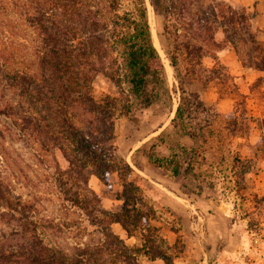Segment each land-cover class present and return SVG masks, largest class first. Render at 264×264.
I'll return each mask as SVG.
<instances>
[{
    "label": "trees",
    "instance_id": "1",
    "mask_svg": "<svg viewBox=\"0 0 264 264\" xmlns=\"http://www.w3.org/2000/svg\"><path fill=\"white\" fill-rule=\"evenodd\" d=\"M164 1L166 31L194 68H205L203 59L212 49L218 52L230 43L237 49L235 38L241 32L253 39L245 8L228 6L229 17L202 15L195 8L199 0ZM123 2L0 0V19H5L0 37V145L6 137L13 145L20 143L34 151L44 170L34 186L35 197L28 199L18 193L27 188L22 160L13 162L7 146L0 151V264H142L140 256L171 264L152 238L141 234L140 245H129L114 232L113 224H120L129 238L136 236L129 226L138 227L141 213L127 206V199L120 212L104 211L89 186L90 176L107 184L108 174L118 171L108 155L114 138L112 101L94 97L96 76L104 74L116 84L123 76L136 97L151 82L166 81L145 0H130L127 8ZM152 3L161 10L160 0ZM220 30L223 42L217 40ZM241 58L246 65L264 64L254 63L250 53ZM172 64L177 67L175 59ZM184 113L178 106L177 118L183 119ZM58 152L67 167L58 162ZM149 159L160 167L171 165L172 176H180L175 150L165 162ZM45 204L57 209L38 214ZM74 239L85 241L72 243Z\"/></svg>",
    "mask_w": 264,
    "mask_h": 264
},
{
    "label": "rangeland",
    "instance_id": "2",
    "mask_svg": "<svg viewBox=\"0 0 264 264\" xmlns=\"http://www.w3.org/2000/svg\"><path fill=\"white\" fill-rule=\"evenodd\" d=\"M160 1L161 10H157L152 0H145L166 81L164 84L151 82L145 94L136 97L123 76L118 84L104 74L96 76L92 84L94 97L100 102L112 101L114 138L109 144L108 155L118 171L108 174L107 184L95 175L90 176L89 186L99 195L104 211L120 212L127 199L126 205L141 213L138 227L129 226L136 236L129 238L120 224H113L114 232L129 245H140L141 234L152 238L166 251L171 264L182 251L200 247L198 237L202 234L203 221L195 212L199 208L193 199L191 203L195 207L186 203L192 213L183 212L182 208L172 209L166 198H161L162 205L159 204L158 188L164 190L161 191L163 195H167L166 189H176L185 198L198 199L194 195H201L228 201L234 212V223L244 232L243 248L236 257L248 259L264 253V139L258 144L249 142L250 135H260L259 131L263 130L264 113L262 117L255 116L246 95L249 89L261 86L263 79L248 87L236 81L226 67L218 64L208 67L205 58L204 69L194 68L193 61H187L184 49H177L173 36L166 31L168 17L164 9L167 3ZM123 5L127 8L130 0H124ZM228 6H231L228 0H199L195 8L202 15L217 12L229 17ZM4 23L5 19H0L2 39ZM170 24L174 25V21ZM251 32L253 39L243 37V32L235 38L237 50L240 56L250 53L254 63H261L264 60V28L260 31L251 28ZM22 38L24 36H14L23 41ZM217 38L220 42L225 39L222 30ZM215 55L212 49L209 56L214 58ZM172 58L177 62L176 68ZM221 98L229 101L228 112L217 111L215 102ZM180 105L185 112L183 119L176 116ZM3 122H0L2 129ZM6 140L4 146L0 145V151L7 146L13 162L22 160V173L27 179L22 182L27 188L19 189L18 193L28 199L34 198V186L42 181L44 170L36 163L34 151L26 150L18 142L13 145L8 137L2 141ZM172 149L182 166L177 177L172 176L171 165L165 163L160 167L149 159L152 156L165 162L171 157ZM56 156L60 165L67 167L62 154L58 152ZM156 182L161 186L157 187ZM178 200L185 206L181 199ZM56 209L45 204L37 213L45 215ZM77 241L85 239L71 242ZM216 259L213 257L207 264H216ZM139 260L142 264L154 261L147 256H140ZM191 260L193 264H200L198 256Z\"/></svg>",
    "mask_w": 264,
    "mask_h": 264
},
{
    "label": "crops",
    "instance_id": "3",
    "mask_svg": "<svg viewBox=\"0 0 264 264\" xmlns=\"http://www.w3.org/2000/svg\"><path fill=\"white\" fill-rule=\"evenodd\" d=\"M233 8H245L250 14V24L254 31H260L264 28V0H228ZM219 41V39L217 38ZM208 67H212L216 64L226 67L232 77L236 81H242L246 85L252 86L256 82H260L263 79L261 86L248 90L247 101L252 104L254 109V115L262 117L264 113V65L262 67H256L246 65L238 53V50L233 44H228L223 49L216 52V56L213 58L207 56L204 59ZM231 103L233 100L230 99ZM215 106L218 112H228L229 101L226 98H221L215 102ZM261 129L260 135H250L249 142L251 144H258L259 140L264 139V135ZM257 133V132H256ZM263 135V137H262ZM93 183V180H91ZM97 185V183H95ZM157 187L161 185L156 182ZM165 189V188H163ZM100 190V189H99ZM99 190L97 192H99ZM167 195H163L160 188L157 189L156 198L158 203L160 199L166 198L167 202L172 205V209L179 211L182 208L183 212H189L186 208V203L195 207L198 204L199 209H195V212L199 214V218L203 221L202 234L198 237L199 246L197 250L186 249L180 253L174 264H193L192 257L200 259V264H207L213 257L218 259L233 258L236 257L243 248L244 232L241 231V227L234 223V212L231 203L224 199H220L213 196H201L194 195L198 199L183 197L176 189H166ZM158 196V197H157ZM178 199H181L185 206H181ZM195 202L192 205L191 201ZM162 205V204H161ZM191 212V211H190ZM192 213V212H191ZM172 240V239H171ZM171 244H174L171 242ZM150 264H166L162 259H156Z\"/></svg>",
    "mask_w": 264,
    "mask_h": 264
},
{
    "label": "built area",
    "instance_id": "4",
    "mask_svg": "<svg viewBox=\"0 0 264 264\" xmlns=\"http://www.w3.org/2000/svg\"><path fill=\"white\" fill-rule=\"evenodd\" d=\"M216 264H264V253H259L256 256L249 257L248 259H241L240 257L218 259Z\"/></svg>",
    "mask_w": 264,
    "mask_h": 264
}]
</instances>
